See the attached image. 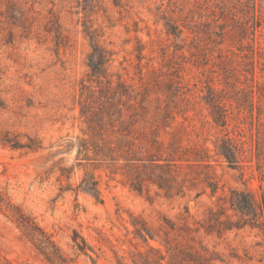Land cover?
Returning a JSON list of instances; mask_svg holds the SVG:
<instances>
[{
    "label": "rangeland",
    "instance_id": "rangeland-1",
    "mask_svg": "<svg viewBox=\"0 0 264 264\" xmlns=\"http://www.w3.org/2000/svg\"><path fill=\"white\" fill-rule=\"evenodd\" d=\"M262 218L264 0H0V264H264Z\"/></svg>",
    "mask_w": 264,
    "mask_h": 264
},
{
    "label": "trees",
    "instance_id": "trees-1",
    "mask_svg": "<svg viewBox=\"0 0 264 264\" xmlns=\"http://www.w3.org/2000/svg\"><path fill=\"white\" fill-rule=\"evenodd\" d=\"M139 161H143V158ZM155 182V181H152ZM156 184L160 189L161 185L159 183H154ZM140 191V190H138ZM213 194H215L217 191L215 189L212 190ZM225 202V201H224ZM229 205L231 209L236 212L240 213L242 217L247 216L246 214V208H249L252 210V212L255 213L253 204L249 201L248 197H245L242 201L237 202V200L229 199L228 200ZM217 206V209L214 210L213 207L209 208V216L208 219L204 221L203 225L201 227L205 231L206 235H211L213 231H216L219 236L223 234L224 231L231 229V227L228 228L229 221L228 219L221 222V215L223 214V211L225 208L220 205V203L215 204ZM260 216L262 217L261 212L259 213ZM237 228H240V226H237ZM260 228L262 229L263 235H264V220L260 221ZM151 237V236H150ZM146 242L147 238L143 237ZM152 238V237H151ZM212 252L209 251L207 248L204 246L200 245L199 249L193 248L189 252H187L184 256V260L182 262H179L177 264H211L212 260H214L213 255H211ZM169 264H176L175 262H171Z\"/></svg>",
    "mask_w": 264,
    "mask_h": 264
}]
</instances>
